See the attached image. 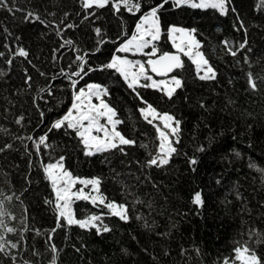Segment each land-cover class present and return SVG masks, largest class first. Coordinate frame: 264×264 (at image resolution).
I'll return each instance as SVG.
<instances>
[{
    "label": "trees",
    "instance_id": "1",
    "mask_svg": "<svg viewBox=\"0 0 264 264\" xmlns=\"http://www.w3.org/2000/svg\"><path fill=\"white\" fill-rule=\"evenodd\" d=\"M139 2L142 11L134 15L123 9L121 13H114L109 6L95 10V16L85 20L78 0H7L13 9L38 10L49 22L59 23L68 13L65 24L77 27L67 29L61 25L62 36H57L53 28L23 23V11L9 12L0 8V51L5 53V57L0 58V72L5 73L0 76V129L7 130L0 131V148L12 144L11 149L0 153V193L13 197L11 202L5 201L7 209L17 217L10 224L19 230L20 218L27 216L30 230L22 233L24 239L19 241L22 246L19 255L32 264H50L52 253L47 236L55 227V215L44 204V199L51 198L52 193L43 178L41 157L36 155L33 141L25 139L22 143L15 137L35 139L48 132L51 122L65 114L71 104V87L66 77L58 75L60 70L78 71L75 62L78 54L84 56L87 73L110 63L119 46L134 32L139 19L161 0ZM258 2L231 0L235 12L230 10L227 16H221L214 9L176 8L169 0L158 13L164 51H172L167 42L169 26L195 29L205 58L217 72V80H198L194 65L182 56L185 69L172 75L184 79L185 88L178 95L187 96L188 102L180 99L173 105L162 97L153 103L160 112H171L182 120L181 140L176 145L178 153L166 168H142L149 158L148 152L128 147L126 156L119 151L112 152L115 164H109L97 154L88 157L86 167L69 169L81 178H100L101 193L108 200L127 204L129 208L130 220L124 223L107 215L108 209L102 205L93 206L82 200L73 202L78 218L103 214L104 223L112 228L102 236H97L94 230L87 232L76 226L58 229L53 234L72 238L86 255L87 264H219L224 257L231 256L236 241L248 240L244 234L247 229L255 228L264 234V172L259 171L264 170V82L260 83L258 93L246 91L245 73L249 68L243 63L244 53L233 58L222 43L228 40L238 45L242 41L243 31L234 27L238 25L236 17L239 15L247 27L252 49L248 53L253 63L251 71L264 74V10H258ZM5 27L13 36L22 37L32 64L20 57L11 66L5 62L9 54L4 43L12 48L16 46L11 38L6 41ZM97 27L101 29L100 38L94 32ZM101 38L102 43L97 44ZM67 40L73 44H64ZM61 44L63 48H59ZM57 48L59 51L54 54L53 49ZM54 55L59 57L55 62ZM25 69L32 77L31 86L24 82ZM40 72L46 76H41ZM54 76L56 78L52 79ZM84 76L82 74V78ZM49 85L55 97L40 92ZM109 93L105 99L117 108L119 118L135 124L139 116L135 94L118 86H113ZM41 96L44 99H40ZM34 99L45 112L43 122L33 104ZM200 101L205 103L207 110L199 107ZM21 115L24 117L22 126L15 123ZM118 127L132 139L123 123ZM53 133L55 131L48 133L49 139ZM61 133L70 139L63 130ZM24 144L28 145L27 152ZM199 146L205 151H197ZM193 156L198 160L195 172L187 163ZM250 163L256 167L250 168ZM195 191H202L205 199L200 215L191 204ZM237 193L241 199H237ZM138 200L143 203H137ZM138 215L144 219L137 220ZM145 220L150 224L154 221L158 226L146 229ZM33 229H39L42 234L36 235ZM161 232H170V235L162 238L156 234ZM8 239L17 241L19 234H8ZM261 241L257 244L253 238L249 247L264 258V235ZM51 243L54 244L53 239ZM196 247L201 250V256L193 251ZM57 249L58 264H72L60 255L63 248ZM181 249L189 251L181 255ZM34 251L39 255H33ZM0 264H10V261L2 258Z\"/></svg>",
    "mask_w": 264,
    "mask_h": 264
},
{
    "label": "snow or ice",
    "instance_id": "2",
    "mask_svg": "<svg viewBox=\"0 0 264 264\" xmlns=\"http://www.w3.org/2000/svg\"><path fill=\"white\" fill-rule=\"evenodd\" d=\"M81 9L85 15L83 19H90L95 16V10L104 9L110 6V10L114 13H121V10H126L130 14H136L142 11V4L139 0H78ZM171 3L176 8L189 7L193 9H214L219 12L221 16H227L229 11L235 12V8L231 7V0H171ZM169 4V0H161L156 6L152 7L146 15H143L140 22L136 24L135 34L131 39L124 42L117 51L120 53H133L140 54L148 57L145 62L132 61L121 56H112L111 62L107 63L103 67L113 70L118 73L123 79L127 88L130 89L136 99L140 103V107L137 109L140 117L149 125H152L156 129V139L158 144L155 151L148 152V159L141 165L144 169L151 168H166L172 162L173 156L178 153L176 145L180 143L182 132V120L178 119L175 114L171 112H160L152 103L144 98L138 89H152L160 94L161 97L171 102L173 105L183 99L188 102V97H180L178 92L185 88V81L179 75H172V73L182 71L185 69V63L182 59L187 57L192 65L195 66L196 78L200 81L211 82L217 80V72L214 67L205 58L204 54L200 51L202 44L196 38L195 29H186L183 27H177L175 25L169 26L168 38L172 43V47L175 52H161L158 47V42L162 36L161 20L159 12ZM0 8L7 9L9 12L23 11L22 22L25 24H40L45 28H53L57 36L63 35V29L61 25H64L67 29H74L77 25L65 24V20L68 17V13L64 14V18L59 23L49 22L42 18L41 13L38 10L24 11L22 9H13L7 3V0H0ZM258 10H264V0H259L257 5ZM47 15L55 16L54 12H46ZM238 25H234L237 31H243L244 37L238 45H234L232 42L223 41L224 50L233 58H236L239 54L244 53L243 63L248 65L249 71L245 73L246 76V91L252 93H258L260 91V83L264 82V74H254L251 69L253 63L248 55L252 51L249 47L248 31L244 21L237 15L236 17ZM6 41L11 38L16 42L15 48L10 47L9 43H4L3 47L8 50L9 58L6 59V63L11 66L13 61L20 57L32 64L29 59L30 52L23 46V39L21 36H13V34L5 27L3 28ZM96 37H101V29L99 27L94 28ZM102 43V38L97 40V44ZM64 44L72 45L73 41L67 40ZM64 44H61L59 48H63ZM59 48L53 49V53H57ZM150 49L149 51H145ZM79 52V49L76 50ZM5 53L0 51V58H4ZM59 59L54 55L53 60ZM76 66L78 71L74 70L70 73L60 70L59 76L66 77L71 87V104L65 114L61 117L53 120L48 128V132L40 135L38 138L32 136L20 137L16 136L15 139L20 140L22 143L25 139L33 141V147L36 155L39 157L44 150L51 147L49 144L48 133L52 131L63 130L65 135H68L70 139H75L78 142L79 148L85 157H93L97 154L119 151L123 155H128L126 148L137 147V141L126 137L118 126L124 123L119 118V112L117 108L105 99L110 96L109 90L98 83H89L86 87H77L79 79H73V77L82 78V74L86 75L89 69H86L83 55L75 56ZM240 63L239 60L236 61ZM259 63V59L257 61ZM35 67V65H32ZM94 70V69H93ZM149 72L159 77H166V79L156 80ZM5 73L0 72V76H4ZM41 76H46V73L40 72ZM54 76L52 79H55ZM24 82L31 86L32 77L29 75L27 69L24 70ZM40 92L47 93L49 97H55V92L51 85L47 88L40 89ZM44 99L43 96L39 97ZM95 101V102H94ZM45 103L48 101L45 100ZM201 109H205L206 105L203 101L198 102ZM229 103H234L229 100ZM33 104L36 106L40 115L41 122L45 119V112L40 109L36 104L35 99ZM52 111L51 108L48 109ZM24 117L21 115L15 120L17 125H23ZM0 131H7L6 129H0ZM139 147L147 149L146 144H139ZM12 144H5L3 148H0V153H3L7 149H11ZM25 151H28V145L24 144ZM197 151L203 152L205 148L199 146ZM31 155V153H29ZM239 157L240 153H236ZM65 155H60L54 162L45 163L43 160L40 162V168L43 173V178L50 186L52 197H46L44 204L49 206L55 215V227L51 229L47 236V243L49 245L50 252V264H58L57 254L59 249L51 243L52 235L61 228H71L76 226L81 230L92 232L95 231L97 236H102L105 233L112 231V228L104 223L103 214H91L84 218H78L74 214L73 202L76 200L89 201L93 206H103L108 209L107 215L117 217L120 221L127 223L130 220L129 208L127 204L118 203L116 201L108 200L100 189V178H81L75 176L69 169L65 167ZM31 160L29 165L31 166ZM139 164L140 162L137 161ZM187 163L193 172L196 171L195 166L198 164V160L193 157H189ZM250 168H255V164L250 163ZM264 172V170H259ZM30 182V181H29ZM219 184L220 181L218 180ZM81 187L77 188V185ZM153 187H156L154 184ZM85 189H89L87 192ZM0 259L7 258L10 264H32L31 261L23 259L19 255L21 251L20 240H23V232L29 231V225L27 224V216L21 217L19 224L21 229L12 224L11 221H16L17 217L11 213L7 207L5 201L11 202L13 197L3 196L0 193ZM18 199V197H17ZM237 199H241L239 193H237ZM137 203H143V201H137ZM191 204L197 209V215H200L204 206L205 199L202 191H195L191 198ZM151 208V204L148 205ZM27 209H25V214ZM137 220L144 219L143 216L138 215ZM153 221L151 224L145 220L144 227L146 229H152L157 227ZM36 235H41L39 229H33ZM8 234H19V240L12 241L8 239ZM157 235L167 237L170 232L156 233ZM248 236V240L244 242L236 241V246L232 249L231 256L224 257L219 261V264H264V258L258 255L257 251L249 247V241L255 238V242L260 244L261 236L264 235L255 228H249L244 233ZM75 247V246H74ZM75 251L79 252V248H75ZM188 249H181V255L187 253ZM197 256H201V250L196 247L193 249ZM167 255V253H165ZM33 255H39L38 252H33Z\"/></svg>",
    "mask_w": 264,
    "mask_h": 264
},
{
    "label": "rangeland",
    "instance_id": "3",
    "mask_svg": "<svg viewBox=\"0 0 264 264\" xmlns=\"http://www.w3.org/2000/svg\"><path fill=\"white\" fill-rule=\"evenodd\" d=\"M140 19L138 23L140 22ZM177 27H180V26H177ZM134 34H135V30L132 33V35ZM132 35L127 40L131 39ZM167 42L172 47V43L168 38V34H167ZM164 43L165 41L161 37L160 41L158 42V47L161 50V52H165L163 49ZM149 50L150 49H146L145 51H149ZM171 50L172 52H175V49L173 47ZM200 51L202 52L201 49ZM115 55L121 56L123 58L129 59L132 61H140L142 63L148 59V57L146 56H143L140 54H133V53L117 52ZM149 74L152 75L153 78L156 80L166 79V77H157L151 72H149ZM89 83L101 84L102 86L106 87L109 90V92L111 91L113 86H118L122 89L130 90L127 88V85L124 83L123 79L119 76L118 73H115L113 70L106 69L104 67L94 68V70L89 71L83 78L79 80L80 87H86V85ZM138 91L141 93V95L144 96L145 99H147L152 104L158 99L162 98L159 93H157L156 91H153L152 89H138ZM136 105L138 106V108L141 106L138 100H137ZM123 125L130 130L132 139H135L137 141L138 148H140L141 150L145 152L155 151L156 145L158 144V141L156 139V136H157L156 129L152 125L147 124L140 117V115L138 116L137 122L135 124H131L125 121ZM118 130L121 131L119 127H118ZM141 143L146 144L148 146L147 149L139 147V144ZM49 144L51 145V147L47 150H44L42 155L40 156L41 160H43L44 162L46 163L54 162L60 155H65L67 159L65 160L64 163L67 169H72L75 171L78 168L87 166L88 157H85L83 155L82 151L79 148L78 142L76 140H70V139L65 138L62 135L61 131L59 132L55 131V133L52 134L51 138L49 139ZM101 155L102 157L106 159V161L109 164L116 163V161H114L113 159L112 152L101 153ZM77 188H79V186ZM88 190L89 189H85L86 192ZM52 239H53L54 245L57 248H63L60 255L63 258H65L67 261H69L72 264H87L86 255L84 254V252L80 249L78 244L72 238L62 237L59 235H53ZM75 248H79L80 251L79 252L75 251Z\"/></svg>",
    "mask_w": 264,
    "mask_h": 264
},
{
    "label": "water",
    "instance_id": "4",
    "mask_svg": "<svg viewBox=\"0 0 264 264\" xmlns=\"http://www.w3.org/2000/svg\"><path fill=\"white\" fill-rule=\"evenodd\" d=\"M169 52H172V51H169ZM155 75V74H154ZM156 76V75H155ZM157 77H159V76H157Z\"/></svg>",
    "mask_w": 264,
    "mask_h": 264
}]
</instances>
